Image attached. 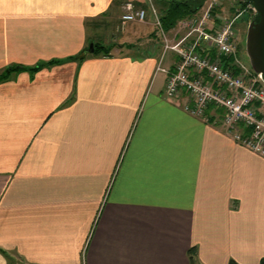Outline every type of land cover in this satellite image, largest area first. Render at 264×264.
<instances>
[{
  "label": "crops",
  "instance_id": "crops-1",
  "mask_svg": "<svg viewBox=\"0 0 264 264\" xmlns=\"http://www.w3.org/2000/svg\"><path fill=\"white\" fill-rule=\"evenodd\" d=\"M128 1L0 0V72L41 66L0 82V264H260L264 157L165 96Z\"/></svg>",
  "mask_w": 264,
  "mask_h": 264
},
{
  "label": "built area",
  "instance_id": "built-area-1",
  "mask_svg": "<svg viewBox=\"0 0 264 264\" xmlns=\"http://www.w3.org/2000/svg\"><path fill=\"white\" fill-rule=\"evenodd\" d=\"M147 2L163 51L171 50L177 58L172 68L156 67L166 74L165 96L172 98L184 91L188 96L184 109L205 120L207 109L220 111L226 134L264 157V80L236 56L239 10L233 16L215 18L218 0L205 1L201 11L180 20L169 35L153 0ZM122 7V21L146 20L144 7L130 1Z\"/></svg>",
  "mask_w": 264,
  "mask_h": 264
},
{
  "label": "rangeland",
  "instance_id": "rangeland-1",
  "mask_svg": "<svg viewBox=\"0 0 264 264\" xmlns=\"http://www.w3.org/2000/svg\"><path fill=\"white\" fill-rule=\"evenodd\" d=\"M206 1L208 2L209 0H206ZM218 3H219L218 8H216L214 10V14H213V16L215 18L220 17V16H233V15H235V9L237 8L239 10L240 15L237 18V23H236L237 42H238L236 56L241 60V62L245 65V67L247 69L253 70L251 68L249 59H248L246 51H245V38H246V32H247L248 24L250 22H254L257 20V16L255 15V11L250 9L248 7V4L243 5L240 2V0H218ZM203 5L199 9H197L196 12L201 11ZM155 7H156L157 12L159 13L156 5H155ZM144 8L146 9V7H144ZM122 11H123V7H122ZM179 21L176 23V25L173 28H171L170 30L167 31V34L172 35L176 31V29L178 28ZM150 22L152 23L153 37L151 38L150 36H147L146 38H144L145 40L136 41V42L132 41V42L137 43V44L141 43L142 45H144L145 41L153 42V44L155 43L154 45H159L160 48L162 49L161 41H160L158 35L155 33V27L154 26H156V25H155V18L153 16L152 17L147 16L146 20L144 22H140V27H137L138 28L137 30H139L140 28H143L146 25H149ZM100 28L102 29L103 27L101 26ZM137 30L133 28V31H137ZM156 35H157L158 39L156 38ZM98 40H100V39L98 38V36H96V41H98ZM99 42L102 43V45L106 44V42L103 38Z\"/></svg>",
  "mask_w": 264,
  "mask_h": 264
},
{
  "label": "water",
  "instance_id": "water-1",
  "mask_svg": "<svg viewBox=\"0 0 264 264\" xmlns=\"http://www.w3.org/2000/svg\"><path fill=\"white\" fill-rule=\"evenodd\" d=\"M179 1L185 6H191L193 9H199L206 0H170V2ZM255 11L257 20L250 22L247 27L245 38V51L249 59L251 68L256 73H260L264 80V0H243ZM93 50L91 43L87 51Z\"/></svg>",
  "mask_w": 264,
  "mask_h": 264
},
{
  "label": "trees",
  "instance_id": "trees-1",
  "mask_svg": "<svg viewBox=\"0 0 264 264\" xmlns=\"http://www.w3.org/2000/svg\"><path fill=\"white\" fill-rule=\"evenodd\" d=\"M240 2L243 5H247V3H245L243 0H240ZM153 3L158 8L161 25L165 31H168L171 28H173L179 20L187 18L197 11L193 9L191 6H185L179 1L170 2V0H153ZM85 51H87V49H84L83 53H85ZM92 51L94 53H98V52L107 53L108 50L105 47L99 45V43L93 42ZM39 67L41 66L39 65L28 69L23 66H10L0 72V82L10 79L13 73L18 72L21 69L22 70L28 69V71L33 72L36 71ZM188 255H189V262L193 264V256H194L193 248L189 249ZM229 264H235V263L233 261H230ZM260 264H264V257L261 258Z\"/></svg>",
  "mask_w": 264,
  "mask_h": 264
}]
</instances>
